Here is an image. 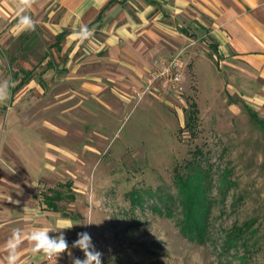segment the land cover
I'll return each instance as SVG.
<instances>
[{
    "label": "rangeland",
    "instance_id": "374dc122",
    "mask_svg": "<svg viewBox=\"0 0 264 264\" xmlns=\"http://www.w3.org/2000/svg\"><path fill=\"white\" fill-rule=\"evenodd\" d=\"M22 52L14 46L11 56ZM199 54L197 78L187 66L178 95L128 100L111 84L93 93L65 82L26 97L30 119L17 132L32 150L56 153L61 172L41 192L63 191L60 205L76 223H100L75 225L72 238L90 233L102 264H264V109L214 87ZM191 161L207 172L203 241L185 235L181 211L168 213L160 199L178 195L176 174Z\"/></svg>",
    "mask_w": 264,
    "mask_h": 264
},
{
    "label": "crops",
    "instance_id": "0c3cea01",
    "mask_svg": "<svg viewBox=\"0 0 264 264\" xmlns=\"http://www.w3.org/2000/svg\"><path fill=\"white\" fill-rule=\"evenodd\" d=\"M24 15L36 21L35 31L20 25ZM83 25L92 35L81 42L74 33ZM14 46L23 48L21 55L11 56ZM182 50L195 78L196 58L206 53L203 64L214 87L264 109V0H36L23 10L17 0H0V83L9 84V97L0 103V264H7V243L16 228L24 235L17 264H72L67 252L49 260L32 251L27 237L38 229L59 230L50 231L51 237L63 232L72 257L79 256L71 247L74 226L64 229L77 219L45 208L41 198V188L61 174L49 157L57 154L32 150L17 132L30 119L28 94L40 98L47 87L71 82L69 87L93 93L112 85L131 100V89L155 61ZM10 59L20 62L19 69H12ZM28 70L33 77L16 87ZM188 79L186 72L185 86Z\"/></svg>",
    "mask_w": 264,
    "mask_h": 264
},
{
    "label": "trees",
    "instance_id": "16d2710c",
    "mask_svg": "<svg viewBox=\"0 0 264 264\" xmlns=\"http://www.w3.org/2000/svg\"><path fill=\"white\" fill-rule=\"evenodd\" d=\"M33 73L34 71L32 70L24 71L23 77L16 87H20L30 80L33 77ZM17 77L18 72L14 74V79ZM193 163L191 161L187 164L190 170L188 173L176 174L178 195H165L164 197L160 195V199L161 205L168 213L172 214L175 208L181 211L182 218L180 222L185 235L203 241L208 235L211 201L207 198V172L202 169L200 163L195 165ZM64 195L65 193L59 189H51V193H42L41 198L45 208L60 211L65 216L75 218L72 211H65L60 205V201L65 197ZM71 198H74V195H71ZM137 200H140L139 197ZM159 208L157 205L153 207L155 210H160Z\"/></svg>",
    "mask_w": 264,
    "mask_h": 264
},
{
    "label": "clouds",
    "instance_id": "9594fccd",
    "mask_svg": "<svg viewBox=\"0 0 264 264\" xmlns=\"http://www.w3.org/2000/svg\"><path fill=\"white\" fill-rule=\"evenodd\" d=\"M36 3V0H17V6L23 10L24 8H31ZM20 25L26 31H35L36 21L30 16L24 15L20 18ZM74 35L81 41L89 39L92 35L91 30L83 25L79 31L75 32ZM14 86V85H12ZM9 84L7 81L0 83V103L5 102L9 97ZM17 203V202H14ZM99 225L100 223H92L89 219L88 223H74L68 228L70 229L75 225L90 226ZM50 231H59L56 229H38L33 231L27 239L32 242L34 253H41L49 260L55 259L62 254L67 252L71 258L72 264H102L103 253L96 249L93 243L92 236L90 233L83 231L77 233V239L72 243V248L80 249L84 254V259L78 257H72V252L69 250V244L63 232H60L58 236L51 237ZM24 239L23 231L19 228L13 229L7 243V264H17L18 260V248Z\"/></svg>",
    "mask_w": 264,
    "mask_h": 264
},
{
    "label": "built area",
    "instance_id": "2783aa9c",
    "mask_svg": "<svg viewBox=\"0 0 264 264\" xmlns=\"http://www.w3.org/2000/svg\"><path fill=\"white\" fill-rule=\"evenodd\" d=\"M155 64L143 76L141 85L131 89L130 98L142 99L147 95L165 97L168 94L178 95L185 92L186 62L183 50L163 60H157ZM78 250L82 257L83 252Z\"/></svg>",
    "mask_w": 264,
    "mask_h": 264
}]
</instances>
